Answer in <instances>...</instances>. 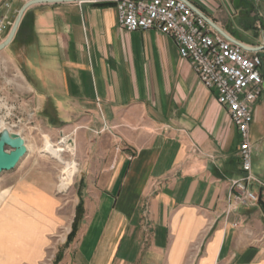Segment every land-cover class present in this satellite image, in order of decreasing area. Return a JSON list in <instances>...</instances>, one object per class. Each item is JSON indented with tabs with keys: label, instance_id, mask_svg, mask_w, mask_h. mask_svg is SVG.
<instances>
[{
	"label": "crops",
	"instance_id": "0c3cea01",
	"mask_svg": "<svg viewBox=\"0 0 264 264\" xmlns=\"http://www.w3.org/2000/svg\"><path fill=\"white\" fill-rule=\"evenodd\" d=\"M29 1L0 0L12 22L0 43ZM190 1L232 38L264 44V0ZM3 62L28 108L78 143L77 230L56 264H264V190L253 183L259 201L226 213L243 175L238 128L171 36L120 27L113 1L43 2L25 11ZM253 113L264 183V92ZM1 182L0 264H38L65 220L53 176Z\"/></svg>",
	"mask_w": 264,
	"mask_h": 264
},
{
	"label": "built area",
	"instance_id": "2783aa9c",
	"mask_svg": "<svg viewBox=\"0 0 264 264\" xmlns=\"http://www.w3.org/2000/svg\"><path fill=\"white\" fill-rule=\"evenodd\" d=\"M109 1L116 3L119 25L125 30L155 28L171 36L179 54L191 63L202 83L216 91L218 102L227 109L238 128L243 171L241 178L230 181L226 213L231 214L241 205L258 202L259 193L252 185L257 182L264 190V183L253 174L251 126L254 106L264 92L263 59L260 54H251L227 39L186 0ZM11 24L8 16H0V33ZM7 126L14 132L13 128L17 125ZM3 127L0 126V130Z\"/></svg>",
	"mask_w": 264,
	"mask_h": 264
},
{
	"label": "rangeland",
	"instance_id": "374dc122",
	"mask_svg": "<svg viewBox=\"0 0 264 264\" xmlns=\"http://www.w3.org/2000/svg\"><path fill=\"white\" fill-rule=\"evenodd\" d=\"M16 74L18 75L12 63H0V119L5 126L16 124L17 126L13 128L14 132L23 135L29 147L26 156L15 169L0 175V201L8 192L3 191L5 184L1 182V177H10L11 180L14 177H32L33 180L44 182L53 176L54 193L60 198L58 212L64 215L65 220L63 225L49 238L46 254L38 264H56L61 245L72 240L75 236L70 237L75 221L77 223V216L73 220L74 204L77 202L74 186L81 174L82 161L78 154V143L71 137L70 127L53 128L48 126L41 120L40 111L29 109L28 97L24 94L23 80ZM65 144L69 147L60 151V155L51 153V148L55 149L61 146L66 148ZM253 160L254 156H252V163ZM73 161H76L78 169L69 173L72 176L69 178L66 189L63 190L61 188L63 171L67 170ZM254 183L255 189H257L259 184ZM79 206L78 203L77 211Z\"/></svg>",
	"mask_w": 264,
	"mask_h": 264
},
{
	"label": "water",
	"instance_id": "95a60500",
	"mask_svg": "<svg viewBox=\"0 0 264 264\" xmlns=\"http://www.w3.org/2000/svg\"><path fill=\"white\" fill-rule=\"evenodd\" d=\"M62 1H76V0H31L27 2L20 10L12 29L7 36V38L0 43V51L8 46L15 38L20 24L23 19L25 11L32 5L43 2H62ZM192 8L202 17H204L209 24L215 27L221 34H223L227 39L231 40L235 44L241 46L243 49L251 52H258L263 59L262 72L264 74V44L257 46H247L241 41L232 38L223 29H221L217 24L209 19L204 13H202L199 8L193 4L191 1L186 0ZM28 152V145L25 137L18 132H11L7 127H3L0 130V175L3 172L11 171L17 167L20 161L26 156Z\"/></svg>",
	"mask_w": 264,
	"mask_h": 264
},
{
	"label": "bare ground",
	"instance_id": "6f19581e",
	"mask_svg": "<svg viewBox=\"0 0 264 264\" xmlns=\"http://www.w3.org/2000/svg\"><path fill=\"white\" fill-rule=\"evenodd\" d=\"M0 126H5L1 119H0ZM5 127H7V126H5ZM65 145H66L65 146L66 148H63L62 146L58 147V148H55V149L51 148V153L56 154V155H60V151H64L65 149H67V147H69V145L68 146H67V144H65ZM75 162L76 161L71 162V164L68 166V169L63 171L64 176L62 178V183L60 182L61 183V188L63 190L66 189V187L68 185V182H69V178H71V176H72V174L69 175V173L74 172V171H76L78 169Z\"/></svg>",
	"mask_w": 264,
	"mask_h": 264
},
{
	"label": "trees",
	"instance_id": "16d2710c",
	"mask_svg": "<svg viewBox=\"0 0 264 264\" xmlns=\"http://www.w3.org/2000/svg\"><path fill=\"white\" fill-rule=\"evenodd\" d=\"M79 208H80V206H79ZM76 228H77V223H76V221H75V223H74V227H73V231H72L71 234H70V237H71V238L75 235Z\"/></svg>",
	"mask_w": 264,
	"mask_h": 264
}]
</instances>
